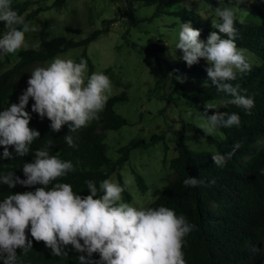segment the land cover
<instances>
[{
	"label": "clouds",
	"instance_id": "obj_1",
	"mask_svg": "<svg viewBox=\"0 0 264 264\" xmlns=\"http://www.w3.org/2000/svg\"><path fill=\"white\" fill-rule=\"evenodd\" d=\"M15 0H0V59L16 55L27 45V34L37 27L26 21L13 7ZM218 20L206 40L200 39L201 31L190 22H181L175 51L188 67L200 63L207 65L211 86L229 99L221 103L235 105L250 114L255 107L254 96L243 94L238 76L252 69L247 49L236 44L238 29L233 8L217 7ZM87 61L56 56L47 66L35 67L27 87L17 103L0 109V146L2 159H16L33 154L32 162L23 163V177L13 170L0 172V185L9 189L17 185L34 190L11 193L0 199V264H20L17 249L23 253L32 250L33 240L43 241L55 256L67 255V247L81 253L79 264H187L183 251L186 237L196 228L183 214L160 205L137 207L124 202L125 187L112 179H103L99 185L86 180L87 195L73 190L71 184L61 182L75 171L71 160H64L59 153L52 154V142L32 150L31 145L40 132L30 127L32 114L50 121L51 132H59L67 125L69 134L64 136L70 148H77L78 133L92 121L100 119L110 98L112 83L103 72L87 75ZM180 83L185 78L175 77ZM31 112L26 111L29 100ZM209 110H214L209 114ZM189 116L193 113L189 112ZM197 126L207 136L221 135V129L239 127L238 113L221 112L218 105L207 102L198 110ZM191 135V133H189ZM242 147L236 142L231 151H214L211 158L218 168L226 167L229 160ZM264 175V169H260ZM204 183L197 177L187 176L185 187ZM27 230V231H26ZM259 250V249H255ZM98 259H93V254Z\"/></svg>",
	"mask_w": 264,
	"mask_h": 264
},
{
	"label": "trees",
	"instance_id": "obj_2",
	"mask_svg": "<svg viewBox=\"0 0 264 264\" xmlns=\"http://www.w3.org/2000/svg\"><path fill=\"white\" fill-rule=\"evenodd\" d=\"M126 6L123 16L133 19V4L140 3L143 6H153V13L149 18H158L168 14L181 22H190L194 29L201 31L200 39L206 40L212 31H216L212 24L202 22L200 15L193 8L194 0H122ZM188 1L187 4L183 2ZM232 4L246 5L256 14L264 17V0H224ZM35 0H23L17 2L14 7L21 15L29 6L35 4ZM66 0H52L49 6L36 7L25 14L26 21L36 19L40 12L57 8L61 9ZM218 1H212V7L216 9ZM116 18L103 20V27L95 29L84 39L74 41L64 36H56L51 39L44 38L46 34L45 24L42 23L39 30L41 36L37 48L22 49L18 53L16 61L8 68L3 69L8 62V56L0 59V109L8 99L18 97L27 87V80L32 70L37 66L52 59L58 53L70 48L82 47L83 51L75 60L81 58L87 61L89 75L93 65L86 54L87 45L107 33ZM238 29L236 44L240 48L255 52L261 58L260 65H252L250 72L238 76L233 84H239L243 94L254 96L255 107L250 114H245L244 109L235 105L224 106L221 101L229 99L223 93L211 86L206 68L200 63L188 67L186 62L168 63L162 67V73L155 83V95L166 100L174 101L173 93L178 89L183 98L198 111L203 110V104L215 103L221 112L238 113L241 117L239 127L221 129L222 139L207 136L202 129L196 128L205 137L208 144H213L214 150H195L185 142L184 135L176 139V155L169 159L168 166L171 173L165 178V184L155 188L154 199L146 207H158L164 205L173 209L178 215L183 214L196 228L186 237L183 251L187 264H264V175L260 169H264V24L253 21H242L236 17ZM0 24V32L4 31ZM67 31L78 32L77 29L66 28ZM158 39V42H161ZM155 57L158 53L167 50V47H159L153 43L151 48H144ZM160 63V58H156ZM160 59V60H159ZM185 78L180 83L175 77ZM192 84L191 86H189ZM168 88L169 94H160V89ZM127 100L125 93L111 96L100 113V119L92 121L88 127L82 128L78 133V147L70 148L64 140L69 134L67 125L62 126L59 132L53 133L49 128L50 121L41 120L35 113L32 114L30 127L40 132V136L33 142V151L43 148L52 142L50 149L52 154L59 153L64 160H71L75 171L70 172L61 182L72 185L73 190L82 196L87 195L86 180H93L99 185L103 179L116 172L129 159L130 151L142 147L147 148L156 141H163V134L152 133L149 141L143 138L132 139L128 144L118 148V157L111 160L106 154L105 132L115 130L127 125L128 120L114 110L117 102ZM31 99L26 111L31 112ZM214 110H209L213 114ZM240 142L242 147L228 161L226 167L218 168L214 165L211 155L214 151L226 153L232 146ZM0 146V156L3 153ZM164 151L167 145L164 143ZM32 153L16 159L0 158V172L13 170L16 175L23 177V163L32 162ZM165 162V157L163 158ZM137 187L141 192L147 190L143 177L134 171ZM187 176L197 177L204 183L197 187H185L183 184ZM118 183L125 187L121 175L117 174ZM34 190L32 188L17 185L9 189L6 185H0V199L11 193ZM124 201H130L131 197L126 190L122 193ZM27 231V230H26ZM255 249H259L258 251ZM67 255L55 256L46 248L43 241L33 240L32 250L26 254L17 249L20 264H79L78 257L81 253L72 250L71 245L66 249ZM93 259H98V254H93Z\"/></svg>",
	"mask_w": 264,
	"mask_h": 264
},
{
	"label": "rangeland",
	"instance_id": "obj_3",
	"mask_svg": "<svg viewBox=\"0 0 264 264\" xmlns=\"http://www.w3.org/2000/svg\"><path fill=\"white\" fill-rule=\"evenodd\" d=\"M19 1L23 0H15L14 5ZM35 1L36 3L29 6L21 14L22 16L36 7L49 6L52 2V0ZM212 1L194 0L193 8L204 23H210L218 18L212 7ZM217 1V7L233 8L235 16L242 21L264 24V17L256 14L246 5L232 4L224 0ZM187 3L188 1L183 2V4ZM14 9L17 11V8ZM133 9L134 18L129 19L123 16L126 6L122 0H66V4L61 9L44 10L36 19L28 21L37 27V31L27 34V45L23 49L39 46L41 41L39 30L42 23L46 27L44 38L64 36L78 41L90 35L95 29L102 28L103 20L116 18L107 33L87 45L86 54L93 65L92 73L103 72L110 78L112 83L110 97L122 92L127 95L126 101L115 103L114 110L126 118L128 124L105 132L107 156L115 160L119 155L118 148L128 144L132 139L143 138L149 141L152 133L164 135L163 141H156L147 148L138 147L131 150L129 159L107 178L118 182L119 173L131 197L130 201H123L137 207H146L154 199L155 188L162 187L166 182L165 178L172 172L168 161L176 155V139L180 135L183 134L188 147L195 150H214V146L208 144L205 137L196 130L201 123V120L196 118L198 111L189 100L183 98L179 89L173 93L174 101L170 103L155 95V83L162 73V67L166 68L168 63L184 62L179 59L182 55L181 51L179 49L175 51V39H178L179 31L178 20L172 15L164 14L149 21L147 18L153 13V6L134 3ZM66 28L77 29L78 32L67 31ZM158 39L162 41L158 42ZM153 43H158L159 47H167V50L158 53L159 57H155L144 49L151 48ZM82 51V47H74L54 57L63 56L75 60ZM18 53L8 55V62L2 70L16 61ZM247 55L251 65H260L259 55L248 49ZM156 58L161 59H159L160 63ZM50 60L45 61L43 66L46 67ZM201 66L207 67L203 59ZM87 75L90 76L88 68ZM169 90L160 89V94L167 95ZM18 97L8 99L4 104L5 108L11 103H17ZM189 112L193 115L189 116ZM213 137L222 139L223 135ZM164 143L167 145L166 152ZM164 157L165 162H163ZM134 171L143 177L147 185L145 192L138 189Z\"/></svg>",
	"mask_w": 264,
	"mask_h": 264
}]
</instances>
